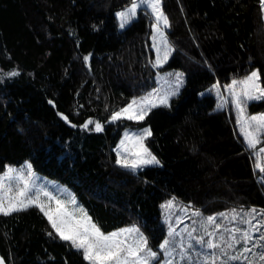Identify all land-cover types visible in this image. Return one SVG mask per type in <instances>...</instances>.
I'll return each mask as SVG.
<instances>
[{
  "label": "trees",
  "instance_id": "16d2710c",
  "mask_svg": "<svg viewBox=\"0 0 264 264\" xmlns=\"http://www.w3.org/2000/svg\"><path fill=\"white\" fill-rule=\"evenodd\" d=\"M130 4L0 0V73H19L0 76V173L29 160L69 186L104 232L135 224L154 240L166 234L160 206L168 199L205 214L264 210V173L235 105L228 99L218 108L214 93L200 95L255 68L264 87L261 0H161L174 47L164 69L184 71L186 85L147 115L152 135L145 142L162 166L139 171L118 165L114 151L133 124L110 122L157 85L155 18L142 7L119 30L116 11ZM247 105L264 111V99ZM88 120L103 130L82 127ZM0 256L7 264H88L36 206L0 214Z\"/></svg>",
  "mask_w": 264,
  "mask_h": 264
},
{
  "label": "snow or ice",
  "instance_id": "6c2138e0",
  "mask_svg": "<svg viewBox=\"0 0 264 264\" xmlns=\"http://www.w3.org/2000/svg\"><path fill=\"white\" fill-rule=\"evenodd\" d=\"M141 5L151 9L155 18L153 28V40L156 48L157 58L153 66L162 65L168 60L172 47L166 35V29L170 27L169 19L165 15L161 0H131L130 6L117 12L120 27H125L137 15ZM264 9V0H261ZM163 25V27L161 26ZM86 61L88 57L84 58ZM17 71L0 73V76H17ZM176 89L159 96V104L167 105L168 97L176 95L182 83V74L175 73ZM219 90V83L213 86ZM232 97L239 114L238 123L240 131L249 149L255 150L258 144L262 143L264 136V113L246 116V105L251 100L264 99V87L260 83V70L252 71L243 79H233L230 84L224 86ZM153 94L139 99H133L125 107L114 111L110 117L111 121L121 119L142 121L148 115L151 107L156 103L151 99ZM223 107V104L219 105ZM67 120V117H64ZM95 123V131H102L100 122L88 120L82 127L87 128L89 124ZM152 135L151 128H144L138 133H125L117 151L116 163L122 167L130 168L133 171L146 165H159L160 160L152 154L146 146L145 141ZM255 167L264 173V147H260L255 153ZM28 178L23 175V169L17 170L7 167L0 174V214L5 216L13 212L22 211L31 206H36L47 217L54 233L59 239L68 242L71 247L80 251L88 264H193L192 253L199 246L201 250H212L202 254L194 264H231L239 261L241 264H264V221L254 219L255 209L246 213L232 209L230 213H219L223 220H228L231 227L226 226L222 221L217 222V216L203 218L199 210L192 213L193 216L201 217L199 221L193 220L192 225H184L179 231L177 227L169 224L168 238L160 245L159 250H153L146 237L138 227L131 226L116 231L105 233L101 226L93 221L86 210L82 207L69 208L68 205H76L74 197L65 201L53 196L52 193L35 188L30 183L32 176L31 165H27ZM264 179V177H262ZM41 196L46 197L42 200ZM54 202V206H53ZM174 200H169L162 207L171 209ZM264 215V210H261ZM248 217H252L249 219ZM239 218V220H238ZM248 225L246 228L237 226ZM183 221L177 217L176 224ZM199 224V228L194 225ZM259 232V236L254 233ZM52 236L53 233H48ZM161 252L164 259L158 260ZM178 257V258H177ZM0 264H4L0 259Z\"/></svg>",
  "mask_w": 264,
  "mask_h": 264
},
{
  "label": "rangeland",
  "instance_id": "374dc122",
  "mask_svg": "<svg viewBox=\"0 0 264 264\" xmlns=\"http://www.w3.org/2000/svg\"><path fill=\"white\" fill-rule=\"evenodd\" d=\"M137 2H139V0H137ZM142 7L151 12V9L147 8V6L141 5L140 8H142ZM125 8L117 10L116 13L124 10ZM140 8H138V10ZM138 10H137V14H138ZM136 17H137V15H136ZM117 20H118L119 30H124L133 21L132 20L125 27L121 28L119 26L120 25V21H119V18L118 17H117ZM161 26L163 27V25H161ZM166 35H167V32H166ZM152 37H153V35H152ZM167 37H168V35H167ZM168 41H169V38H168ZM154 43H157V42H155L153 40V38H152V48L155 51V58L153 59V64H154V62L156 61V58H157L156 48L153 46ZM169 43H170V41H169ZM171 47H172V51H171V54L168 57V60L165 63H163L162 65H159V66L155 67L157 69V75H156L157 85L154 86L152 89H150L144 95H142L140 97H137V98H134V99H139V98H142V97H147V96H149V94H153L151 96V99H153V101L156 103L157 106L156 107H151V110L148 112V114L153 109H155V108L168 106L169 103H170V100L172 98L178 96L183 91V88L186 85V73L184 71L179 70V69H177V70L164 69V66L169 62V60L171 59V56H172V54L174 52V47H173L172 44H171ZM255 70H258V69L255 68L252 71H255ZM175 73H181L182 74V83L179 86L178 92H176V95H171V96L168 97V103H167V105L159 104V100H158V97L159 96H163V95H165L168 92L175 91V89H176V77H175ZM234 79L240 80V79H243V78H234ZM232 80L230 82L226 83V84H220L219 83V86H220L219 87V90H217L214 87H213L212 90L209 89V88H207L205 90H202L200 92V95H204V94L209 93V92L214 93L215 96H216V98H217V100H218L217 107L218 108H223V107L227 106V100L228 99H231L232 100V97H231L230 93L224 87L225 85L230 84L232 82ZM260 83H261V81H260ZM216 84H214V85H216ZM261 86H262V83H261ZM255 101H260V100H251V101H248L247 104H249L251 102H255ZM221 104H223V107H220L219 106ZM260 113H264V111L249 112L248 111V105H246V111H245V115L246 116L257 115V114H260ZM146 118H147V116H146ZM146 118L144 120H142V121H134V120H127V119L118 120V121H122V122H127L128 124H133V125H129V126H126V127L123 128V130H122V136L120 137V140L118 141L117 145L114 147V151H115V154H116V158H117V151H122V149H119L118 146L120 145L121 140H123L125 138V133L126 132L129 133V134H131V133H138L139 131H141L142 129H144L146 127L147 128H151L149 124H146L145 123ZM118 121H114V122L116 123ZM110 122H113V121L110 120ZM261 139H262V142H263L264 137L262 136ZM145 144H146V142H145ZM260 147H264V144L263 145L258 144L257 145V148L255 149V151L257 152ZM28 164L31 165V172H32V176L30 178V183L32 185H34L35 188H42V189H44V190L52 193L53 196L57 197L60 200L67 201V200L71 199L72 197H74L75 200H76V205H68V207L69 208L77 207V206L82 207L79 204L77 198L75 197L72 189L69 186H67L66 184L62 183L60 180H58L56 178H52V177H49V176H46V175L40 173L39 171H37L34 168V166L31 163V161L26 160V161H24L20 165H11V164H8L6 166V168L7 167H12V168H15L17 170L23 169V175L25 176V178H28V169H27V165ZM154 166H162L161 161H160V164L159 165H146V166H143L142 168H138L136 171L143 170V169H145L147 167H154ZM3 172H1L0 174H2ZM41 199L42 200H46L47 198L41 196ZM169 200H174L173 207L171 209H166V208L162 207V205H165L166 202L169 201ZM53 206H54V202H53ZM160 207H161V219H162V222H163V224L165 225V228H166V234H165L164 237H162L160 239L157 238V240L156 239L155 240L154 239H150V237L148 236V234H147L146 231H144L140 226L134 224V226L138 227L140 229V231L146 237H148L149 245L153 248V250H159V245L166 238H168L169 224H172L173 226L177 227V230L179 231L180 229H182L184 227V225H190L191 226L193 220L199 221L201 219V217H196V216H193L192 215V213L194 211L199 210V209L194 208V207H192V206H190V205H188V204H186L185 202H182V201H178V200H175V199H168V200L162 202ZM232 209H234V208H232ZM232 209L225 210V211H220V212H217V213H214V214H205L201 210H199V212L201 213V215H202L203 218H206L208 216H217V222H221L222 221V218L219 217L218 214L219 213H230V211ZM235 209H237V211H242L244 213H246V212H248V211H250L252 209H255L256 210V213L254 214V217L255 218L254 219H252V217H248V218L249 219H252V223L253 224H255L257 220L264 221V215H261V209H259L258 207H255V206L250 207V208L236 207ZM177 217H179L183 221L182 224H179V225L176 224ZM238 220H239V218H238ZM222 222L226 226H228V227H231L232 226V224H229L228 220H223ZM235 223L237 224V226L242 227V228L248 227V225L239 224L238 221L235 222ZM131 226H133V225H127V226H124V227H121V228H128V227H131ZM194 226L197 227V228H199V224L198 223L196 225H194ZM121 228H118V229H121ZM118 229H115V230H112V231H116ZM262 231H264V229H262ZM109 232H111V231H109ZM105 233H107V232H105ZM254 235L255 236H259L260 233L257 232V233H254ZM211 251L212 250H208V249L201 250L199 248V246H196V250L192 253V256H193V264H194V262L202 254H206V253H209ZM163 259H164V255H163V252H161L160 256L158 257V260L162 261ZM233 263H241V262H239V261L231 262V264H233ZM154 264H155V262H154Z\"/></svg>",
  "mask_w": 264,
  "mask_h": 264
},
{
  "label": "water",
  "instance_id": "95a60500",
  "mask_svg": "<svg viewBox=\"0 0 264 264\" xmlns=\"http://www.w3.org/2000/svg\"><path fill=\"white\" fill-rule=\"evenodd\" d=\"M65 120V119H64ZM66 121V120H65ZM0 259L3 260L4 264H7L6 261L0 256Z\"/></svg>",
  "mask_w": 264,
  "mask_h": 264
}]
</instances>
